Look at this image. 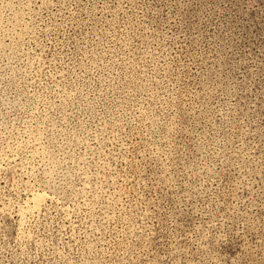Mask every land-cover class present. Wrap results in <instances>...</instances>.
Here are the masks:
<instances>
[{
	"label": "rangeland",
	"instance_id": "1",
	"mask_svg": "<svg viewBox=\"0 0 264 264\" xmlns=\"http://www.w3.org/2000/svg\"><path fill=\"white\" fill-rule=\"evenodd\" d=\"M0 264H264V0H0Z\"/></svg>",
	"mask_w": 264,
	"mask_h": 264
}]
</instances>
